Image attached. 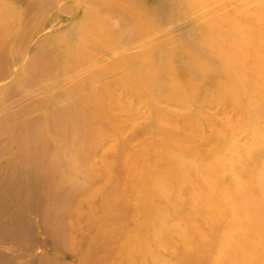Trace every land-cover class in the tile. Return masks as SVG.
Wrapping results in <instances>:
<instances>
[{"label":"rangeland","instance_id":"rangeland-1","mask_svg":"<svg viewBox=\"0 0 264 264\" xmlns=\"http://www.w3.org/2000/svg\"><path fill=\"white\" fill-rule=\"evenodd\" d=\"M0 264H264V0H0Z\"/></svg>","mask_w":264,"mask_h":264}]
</instances>
